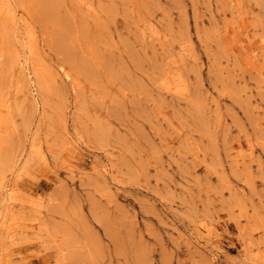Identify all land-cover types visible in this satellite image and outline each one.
I'll return each mask as SVG.
<instances>
[{
	"label": "rangeland",
	"instance_id": "obj_1",
	"mask_svg": "<svg viewBox=\"0 0 264 264\" xmlns=\"http://www.w3.org/2000/svg\"><path fill=\"white\" fill-rule=\"evenodd\" d=\"M0 264H264V0H0Z\"/></svg>",
	"mask_w": 264,
	"mask_h": 264
}]
</instances>
